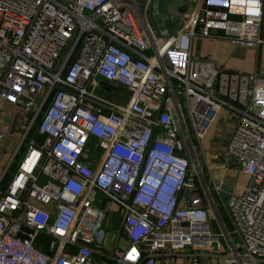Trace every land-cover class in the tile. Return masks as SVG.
<instances>
[{
    "label": "built area",
    "instance_id": "2783aa9c",
    "mask_svg": "<svg viewBox=\"0 0 264 264\" xmlns=\"http://www.w3.org/2000/svg\"><path fill=\"white\" fill-rule=\"evenodd\" d=\"M160 1L0 0V97L29 122L0 196V264H157V252L212 250L225 235L236 258L215 264H264V74L191 54L198 33L264 45V0H198L164 37L146 16ZM232 104L241 117L225 157L249 180L229 195L230 227L218 233L193 140L201 145ZM96 193L123 208L126 248L96 243L105 235Z\"/></svg>",
    "mask_w": 264,
    "mask_h": 264
},
{
    "label": "crops",
    "instance_id": "0c3cea01",
    "mask_svg": "<svg viewBox=\"0 0 264 264\" xmlns=\"http://www.w3.org/2000/svg\"><path fill=\"white\" fill-rule=\"evenodd\" d=\"M197 2L198 0H194V4L192 5L189 1V6L184 12L191 13L195 9ZM155 15V6H153L146 16L153 23L156 34L164 37L171 33L173 31L171 28L165 27L166 31L163 30L160 23H157L158 21L155 19ZM177 26L175 24V27ZM191 54L196 58L212 59L225 70L243 73L258 70L261 74H264V45L259 48L247 47L237 45L226 37H202L198 33L193 38ZM240 117L241 110L237 105L223 106L215 120L209 126L203 139H207V141L210 139L207 144L208 147L203 143V140L201 141V145L198 144L199 148L200 146L203 148V153L204 151H212V154L217 158L213 165L206 163V185L202 184L199 186V193L202 195L205 205L209 208L210 221L213 229L218 233H225V229H229L230 227L226 209V201L229 195L242 191L249 180L248 175L243 172L240 162L228 160L225 157L228 142ZM28 125V115L9 100L0 97V130L3 132V138L0 141V196L10 178L17 170L16 168L12 173L8 170L11 159L18 155H15L13 152L14 149L9 148L6 143L13 141L18 147L20 144L18 139L26 133ZM36 133L37 127L34 131L31 129L27 137L30 138ZM9 173L11 176L7 177ZM221 179H224L225 183L223 184V188L218 190L215 183ZM40 181H46V177L42 175ZM94 198L96 207L101 208L105 214L103 224L105 235L96 240V243L106 250L115 247L126 248L128 246V239L123 233V208L102 194L96 193ZM214 219L218 225L214 223ZM112 226L115 230L109 232L107 227L111 228ZM223 238L227 239V235ZM196 253L223 252L216 250L192 251L191 249L182 251L164 250L157 252V264H195L196 260H199L200 264H215L213 260L216 259L214 257L192 255ZM96 257L101 259L102 255L96 254Z\"/></svg>",
    "mask_w": 264,
    "mask_h": 264
},
{
    "label": "rangeland",
    "instance_id": "374dc122",
    "mask_svg": "<svg viewBox=\"0 0 264 264\" xmlns=\"http://www.w3.org/2000/svg\"><path fill=\"white\" fill-rule=\"evenodd\" d=\"M64 2H67V1H70V0H62ZM225 70V69H224ZM229 71V70H228ZM100 89L102 90V85H100ZM113 92V93H112ZM108 93H112L111 95L114 96V95H119L121 96L122 95V98L123 100L127 99L129 97V94L130 92L128 91V89L126 87H123V86H120L118 88H116V90L114 89L113 91L111 92H108ZM38 125V122L36 121L34 123V126L32 127V130L34 131L36 129ZM22 137H19V141L21 142L22 140ZM37 140L40 142L41 141V138L39 136H37ZM210 140V139H209ZM209 140L207 141L206 140H203L204 144L208 147V142ZM6 145L10 148H13V152L15 153V155L17 154L18 156L15 157V158H12L9 165H8V170H10V172L12 173V171H15L16 168L18 167L25 151H26V143L21 147L20 144L18 145L17 147V144L13 141H8L6 143ZM193 152H192V155H193V161H192V167H193V162H195L194 160L195 159H198L200 160L202 166H203V170H204V173H199V176L197 178V182H198V187L201 186L202 184L203 185H206V178H205V175H207V166H206V163L210 164V165H213V163L217 160L216 156H214L212 154V151H201V149L198 147V143L196 142V140L194 139L193 140ZM100 153V150L98 148H92V153L91 154H95L98 156V154ZM10 166V167H9ZM11 174L9 173L7 177H10ZM202 182V184H201ZM99 204V203H97ZM211 222V221H210ZM214 223L217 224L216 220L214 219ZM212 224V223H211ZM218 225V224H217ZM114 226V225H113ZM107 227V229L109 230V232H113L115 229L114 227ZM234 243L236 245H240L239 243V239L238 238H234ZM234 246L233 244L230 242V240L227 238H222L220 243L218 244H215V246L212 248V250H216V251H220V252H223V253H227V254H232V250L234 251ZM239 248V246H238ZM214 263H217L218 260H213ZM229 264H238V262H231Z\"/></svg>",
    "mask_w": 264,
    "mask_h": 264
},
{
    "label": "water",
    "instance_id": "95a60500",
    "mask_svg": "<svg viewBox=\"0 0 264 264\" xmlns=\"http://www.w3.org/2000/svg\"><path fill=\"white\" fill-rule=\"evenodd\" d=\"M180 2H182V5H179ZM180 2L176 3L175 0H161L159 3H157L155 5V12H156L155 19L158 21L157 23L162 22V24H164L165 27L171 28L172 30L176 29L180 25V19L179 17L175 16L173 12L176 10L180 12H184L189 6L188 0H180ZM160 16L161 18H159ZM175 24H177L178 26L175 27ZM102 84L105 86L110 84V85H114L115 87H118L117 82L104 81L102 82ZM192 255L194 256L206 255L220 259L236 258L234 254H226V253H196ZM240 261H250V258L242 256L240 257ZM257 262H264V259H257Z\"/></svg>",
    "mask_w": 264,
    "mask_h": 264
},
{
    "label": "bare ground",
    "instance_id": "6f19581e",
    "mask_svg": "<svg viewBox=\"0 0 264 264\" xmlns=\"http://www.w3.org/2000/svg\"><path fill=\"white\" fill-rule=\"evenodd\" d=\"M188 1H190V4H192V5L194 4V0H188ZM175 2L178 3V2H180V0H175ZM192 5H191V7H192ZM173 14L175 16H177V17H180L181 16V12L178 11V10L174 11ZM159 18H161V16ZM160 23H161V27L163 28V30L166 31L165 25L162 24V22H160Z\"/></svg>",
    "mask_w": 264,
    "mask_h": 264
}]
</instances>
